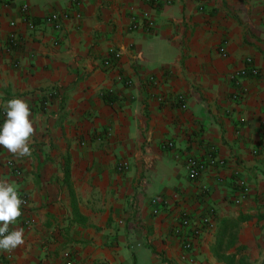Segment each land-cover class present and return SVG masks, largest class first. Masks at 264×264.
Returning a JSON list of instances; mask_svg holds the SVG:
<instances>
[{"label": "crops", "instance_id": "crops-1", "mask_svg": "<svg viewBox=\"0 0 264 264\" xmlns=\"http://www.w3.org/2000/svg\"><path fill=\"white\" fill-rule=\"evenodd\" d=\"M54 12L62 30L43 21ZM112 47L122 58L107 69ZM248 56L260 75L237 77ZM13 97L30 106L32 154L0 147V180L31 223L9 226L25 242L0 264H66L67 252L73 264H226L212 248L241 215L228 252L264 264V0L0 2V126ZM210 153L224 166L191 180L186 158ZM184 213L204 229L193 261L171 233Z\"/></svg>", "mask_w": 264, "mask_h": 264}, {"label": "built area", "instance_id": "built-area-1", "mask_svg": "<svg viewBox=\"0 0 264 264\" xmlns=\"http://www.w3.org/2000/svg\"><path fill=\"white\" fill-rule=\"evenodd\" d=\"M149 4L151 5H159L161 3V0H147ZM2 4L5 6H8L10 4V0H0ZM21 11L24 13L25 17L28 18V11L25 6H22ZM64 15L62 13L54 12L49 15H47L43 21L46 24L51 25L56 30H62L63 29V23H64ZM144 18L146 19L147 26L148 27H154V21L151 19L148 12L144 13ZM30 27L34 29L36 27V23L33 21H30ZM14 24V22H12ZM140 26L139 22L137 21V17H132V22L130 24V29L134 30L137 29ZM16 39L14 36L10 37V47L14 48L16 46ZM122 58V52L119 49L116 48H110L108 51L107 56L102 60V66L109 69L118 68V65L120 64ZM260 75V68L256 66L254 63V60L252 57L248 56L245 58V67L239 70L236 73L237 77L245 78V77H258ZM245 95V91L241 89V92L237 94V97H243ZM6 119V110L5 108L2 109L1 112V126L3 125L4 121ZM165 147L173 148L175 147V143L173 141H168L165 144ZM129 164L126 161H123L119 164L120 171H124L126 168H128ZM210 166L215 167H223L224 161L219 159L214 153H210L207 158H197L193 156H189L186 158L185 162V168L187 172V176L191 180H198L207 170ZM23 201L21 212L22 215L18 218H25L26 211L25 208L28 207L29 202L26 198H21ZM168 200L163 195L153 196L151 198V205H152V212L153 214L157 215L161 212L162 208L167 206ZM25 223L29 224L31 223L30 219L25 218ZM204 224L206 226H212L211 221L208 218L204 219ZM204 229L202 227H199L196 222L186 213L182 214L176 223V225L173 227L171 233L179 238L181 247L183 250L189 254L190 261L194 260V240L199 237V235L202 233ZM69 253H64L63 257L67 259L66 264H73L71 260H68Z\"/></svg>", "mask_w": 264, "mask_h": 264}, {"label": "clouds", "instance_id": "clouds-1", "mask_svg": "<svg viewBox=\"0 0 264 264\" xmlns=\"http://www.w3.org/2000/svg\"><path fill=\"white\" fill-rule=\"evenodd\" d=\"M4 107L6 119L0 126V147L18 157L31 156L30 138L35 129L28 102L13 97L7 100ZM22 203L14 186L0 180V250L12 251L25 242L23 229L9 231V226L22 215Z\"/></svg>", "mask_w": 264, "mask_h": 264}, {"label": "trees", "instance_id": "trees-1", "mask_svg": "<svg viewBox=\"0 0 264 264\" xmlns=\"http://www.w3.org/2000/svg\"><path fill=\"white\" fill-rule=\"evenodd\" d=\"M244 219H248V217L241 215L236 219L224 220L218 235V240L212 248L214 255L226 264H251L248 256L242 253L241 250L243 248H239L235 252H228L236 244L238 237L237 229ZM228 227H230V232L227 240H225V232Z\"/></svg>", "mask_w": 264, "mask_h": 264}]
</instances>
